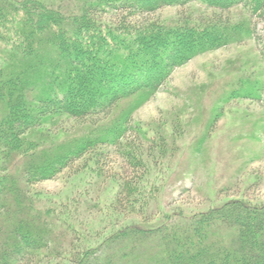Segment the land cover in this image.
Masks as SVG:
<instances>
[{
	"label": "trees",
	"instance_id": "16d2710c",
	"mask_svg": "<svg viewBox=\"0 0 264 264\" xmlns=\"http://www.w3.org/2000/svg\"><path fill=\"white\" fill-rule=\"evenodd\" d=\"M192 2L208 13L169 24L139 18ZM103 13L126 17L114 27ZM254 18L264 31V0H0V264H264V204L242 200L126 224L93 244L84 238L94 211L148 219L168 165L153 156L174 152L162 137L148 159L132 110L110 124L113 106L154 92L199 53L255 39ZM259 38L260 70L229 97L261 99L264 32ZM63 119L88 129L71 134L58 126ZM110 150L122 169L108 209L98 194L101 207L78 210L33 188L88 154L100 176L96 163ZM151 168L157 175L148 181Z\"/></svg>",
	"mask_w": 264,
	"mask_h": 264
},
{
	"label": "rangeland",
	"instance_id": "374dc122",
	"mask_svg": "<svg viewBox=\"0 0 264 264\" xmlns=\"http://www.w3.org/2000/svg\"><path fill=\"white\" fill-rule=\"evenodd\" d=\"M239 9L233 11L241 12ZM191 12L208 13L192 2L163 6L139 18L169 24ZM125 17V13L101 15L104 22L114 27ZM253 21L257 28L255 39L199 53L177 66L154 92L121 98L113 106L110 124L123 121L132 110L130 124L136 125L141 133L140 139L134 136L146 148L148 159L150 147L160 143L162 137L170 146L173 144L174 152L167 153L163 148L153 156L154 163L164 158L162 161L168 165L157 183L158 192L149 202L148 219L136 214L104 216V209L94 211L93 231L90 236L83 235L84 238L93 244L126 224L153 225L169 213L202 212L231 200L264 204V92L260 100L228 96L238 80L254 78L261 68L259 47L263 40L259 37L264 31L258 19ZM54 123L49 122L47 127L54 130L57 127ZM57 124L69 128L71 134L88 129L73 125V120L63 119ZM93 156L88 154L33 188L78 210L85 204L101 207L95 200L98 194L106 202L103 207L108 209L117 188L115 173L122 169L121 158L116 150H110L96 163L99 176L94 168L90 170ZM77 169L80 170L75 173ZM156 171L155 168L147 171L148 181L157 175Z\"/></svg>",
	"mask_w": 264,
	"mask_h": 264
}]
</instances>
